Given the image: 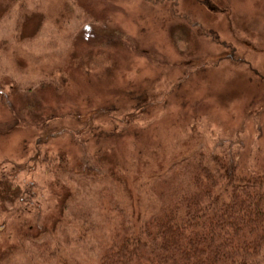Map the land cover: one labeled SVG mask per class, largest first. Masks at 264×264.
<instances>
[{
	"label": "rangeland",
	"instance_id": "374dc122",
	"mask_svg": "<svg viewBox=\"0 0 264 264\" xmlns=\"http://www.w3.org/2000/svg\"><path fill=\"white\" fill-rule=\"evenodd\" d=\"M89 50L87 76L41 87ZM134 116L116 161L199 143L264 169V0H0V264H98L120 217L103 181L60 166L95 170L89 129Z\"/></svg>",
	"mask_w": 264,
	"mask_h": 264
},
{
	"label": "trees",
	"instance_id": "16d2710c",
	"mask_svg": "<svg viewBox=\"0 0 264 264\" xmlns=\"http://www.w3.org/2000/svg\"><path fill=\"white\" fill-rule=\"evenodd\" d=\"M90 54L89 50L80 58L70 57L50 70L51 78L56 72L64 77L58 75L54 83L41 82V87L52 85L59 93L73 73L87 76L90 64L95 65ZM120 98L97 103L100 116L108 120L111 113L124 109ZM135 99L142 102L145 94ZM83 101L91 103L87 96ZM142 108L148 111V106ZM137 119L127 121L121 134L114 125L108 130L100 125L89 129L86 139L93 150L95 170L82 163L60 166V171L82 170L81 181H103L111 209L120 217L98 264H264L263 167L251 170L229 156L228 148L212 152L199 143L186 147L179 159L160 160L148 144L145 157L142 150L137 157H129L135 165L129 172L128 158L116 161L114 155L122 138L127 140L138 132L133 124ZM0 186L3 190L5 185L0 181Z\"/></svg>",
	"mask_w": 264,
	"mask_h": 264
}]
</instances>
